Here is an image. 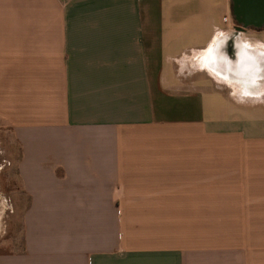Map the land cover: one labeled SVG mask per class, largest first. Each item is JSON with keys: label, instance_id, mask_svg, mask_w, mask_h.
<instances>
[{"label": "crops", "instance_id": "crops-1", "mask_svg": "<svg viewBox=\"0 0 264 264\" xmlns=\"http://www.w3.org/2000/svg\"><path fill=\"white\" fill-rule=\"evenodd\" d=\"M260 31L229 0H0V264H264Z\"/></svg>", "mask_w": 264, "mask_h": 264}, {"label": "rangeland", "instance_id": "rangeland-1", "mask_svg": "<svg viewBox=\"0 0 264 264\" xmlns=\"http://www.w3.org/2000/svg\"><path fill=\"white\" fill-rule=\"evenodd\" d=\"M258 35L264 40V30H261ZM10 140V137L0 129V252L12 247L9 245L10 240L13 242L16 240L14 247H17V240L21 233L22 210L18 208L19 186L15 173L18 146ZM251 243L257 246V242Z\"/></svg>", "mask_w": 264, "mask_h": 264}, {"label": "water", "instance_id": "water-1", "mask_svg": "<svg viewBox=\"0 0 264 264\" xmlns=\"http://www.w3.org/2000/svg\"><path fill=\"white\" fill-rule=\"evenodd\" d=\"M237 29L264 30V0H229Z\"/></svg>", "mask_w": 264, "mask_h": 264}, {"label": "clouds", "instance_id": "clouds-1", "mask_svg": "<svg viewBox=\"0 0 264 264\" xmlns=\"http://www.w3.org/2000/svg\"><path fill=\"white\" fill-rule=\"evenodd\" d=\"M221 36H222L221 44L226 45L231 37L227 33H221ZM213 39L215 40L216 38L213 37ZM236 48H237V52H236L237 61H239L242 56L247 57L249 60L253 62L256 61V57L264 58V42L257 41L255 45H253L252 43H250L248 40L245 39L240 41L236 45ZM253 50H255V55H253ZM224 58L228 60L226 52L224 53ZM228 63L230 64L231 61L228 60ZM256 71L259 72L261 71V69L257 67ZM257 79H259V77H257ZM253 83H255V81H253ZM233 95H235V93H233ZM244 95H251V94L250 93L243 94L241 97L238 98V102L241 103L244 102Z\"/></svg>", "mask_w": 264, "mask_h": 264}]
</instances>
